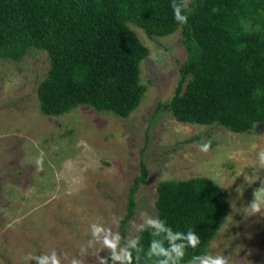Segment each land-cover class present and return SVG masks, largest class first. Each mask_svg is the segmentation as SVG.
<instances>
[{
  "label": "rangeland",
  "instance_id": "rangeland-1",
  "mask_svg": "<svg viewBox=\"0 0 264 264\" xmlns=\"http://www.w3.org/2000/svg\"><path fill=\"white\" fill-rule=\"evenodd\" d=\"M130 27L149 55L140 69L145 92L127 117L88 105L46 115L38 85L50 67L47 52L0 57V264H125L130 244L158 220V184L198 176L222 187L229 214L205 256L182 264L217 256L264 264V126L236 133L178 121L165 104L187 58L182 29L151 36ZM142 163L148 174L119 245Z\"/></svg>",
  "mask_w": 264,
  "mask_h": 264
},
{
  "label": "trees",
  "instance_id": "trees-1",
  "mask_svg": "<svg viewBox=\"0 0 264 264\" xmlns=\"http://www.w3.org/2000/svg\"><path fill=\"white\" fill-rule=\"evenodd\" d=\"M130 23L151 36L182 29L187 58L165 104L178 121L236 133L264 123V0H0V57L47 52L50 67L38 85L46 115L88 105L127 117L145 92L140 69L149 55ZM147 174L142 163L119 245ZM156 204L157 222L130 244L125 264L197 261L229 214L227 194L205 176L161 181Z\"/></svg>",
  "mask_w": 264,
  "mask_h": 264
},
{
  "label": "clouds",
  "instance_id": "clouds-1",
  "mask_svg": "<svg viewBox=\"0 0 264 264\" xmlns=\"http://www.w3.org/2000/svg\"><path fill=\"white\" fill-rule=\"evenodd\" d=\"M186 19V18H183ZM253 211H259V205L257 203L252 204ZM193 242H195V237H192ZM205 264H226V260L220 256H217L215 260H206Z\"/></svg>",
  "mask_w": 264,
  "mask_h": 264
},
{
  "label": "water",
  "instance_id": "water-1",
  "mask_svg": "<svg viewBox=\"0 0 264 264\" xmlns=\"http://www.w3.org/2000/svg\"><path fill=\"white\" fill-rule=\"evenodd\" d=\"M259 126H264V123H259Z\"/></svg>",
  "mask_w": 264,
  "mask_h": 264
}]
</instances>
